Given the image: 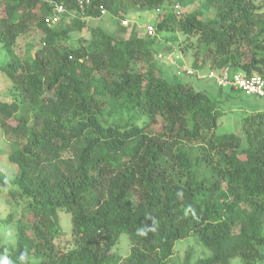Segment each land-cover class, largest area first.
Instances as JSON below:
<instances>
[{"label":"trees","instance_id":"16d2710c","mask_svg":"<svg viewBox=\"0 0 264 264\" xmlns=\"http://www.w3.org/2000/svg\"><path fill=\"white\" fill-rule=\"evenodd\" d=\"M79 1L0 0V45L10 55L0 72L11 86L10 100L0 101V136L15 168L13 175L0 172V193L13 191L9 196L22 203L15 244L0 239V264H170L175 243L191 234L209 256L190 263L188 250L182 264H263L264 111L242 120L243 139L206 134L220 112L204 92L163 77L154 36L129 30L116 39L95 28L87 46L62 44L71 30L61 19L73 18L72 31L85 27ZM88 1L86 18L100 17L102 8L119 23L167 2L198 3L181 18H162L155 31L197 35L195 71L264 74V0ZM55 6L63 12L50 28ZM32 29L44 47L21 61L10 49ZM104 113L130 117L104 124ZM156 116L164 124L151 132ZM181 146L205 151L215 181L197 178L199 158L193 165ZM60 213L70 217L62 248ZM13 220L9 214L0 223ZM121 235L131 246L124 257L114 249Z\"/></svg>","mask_w":264,"mask_h":264},{"label":"rangeland","instance_id":"374dc122","mask_svg":"<svg viewBox=\"0 0 264 264\" xmlns=\"http://www.w3.org/2000/svg\"><path fill=\"white\" fill-rule=\"evenodd\" d=\"M198 3H195L186 8L172 7V3L167 2L164 7L158 10L150 12H134L125 16V23H119V21L106 15L101 19L86 18L83 17L81 21L85 27L81 31H72L70 27L71 20L73 18L61 19L63 26L69 28L68 33L69 43H62L64 46L69 44L73 49H78L82 46H87L91 40H96L97 30L113 35L116 39L124 38L125 33L135 32L141 34L144 38L145 30L147 27H151L154 31L151 37H155L153 44V58L154 64L161 70L163 77L171 82H181L183 84L190 85L194 90L204 92L211 102L215 103L216 109L220 112V115L216 119V126L206 132L208 135H226L235 134L240 138L242 120L249 118L256 112L264 111V100L255 96H245L244 94L234 91L230 88H218L210 80L197 81L189 76L178 75L177 68L190 67L193 61V54L195 48L198 46V36H187L179 31L174 32H156L155 24L162 18H166L170 14L181 18L186 14H190L197 10ZM214 12H206L205 18H212ZM50 28L54 27V24L48 22ZM132 27V29L130 28ZM92 29V31H90ZM130 30V31H129ZM94 34V35H93ZM150 37V39H151ZM148 39L147 41H149ZM43 40L41 39L40 32L37 29H32L27 34L19 36L15 44L10 49L17 59L24 61L34 55L36 49L44 47ZM186 46H188L186 48ZM190 46V47H189ZM10 61V55L7 49L0 45V66ZM209 72L208 69L202 71L203 74ZM10 83L0 72V101L7 102L10 100ZM128 113L119 114L117 116H107L104 113L101 120L104 124L118 123L121 124L129 118ZM11 125L15 124L14 121H10ZM143 124L142 122L136 123L137 125ZM164 124L162 118L156 116L154 121L148 126L149 131H157ZM181 150L186 151L189 155V159L192 164L195 165L196 159L198 164L194 168L198 179H205L212 183L216 179V172L213 168L211 161L204 160L201 156L205 154V151L198 146H181ZM8 151L7 140L0 136V172L7 175H13L15 168L11 166L6 157ZM13 191L2 190L0 193V220L5 219L9 214L14 215L12 223L4 225L0 223V239L3 243L13 246L16 240V225L15 220L21 216L22 203L19 198H11L9 196ZM133 201L137 200L136 193L131 194ZM16 207V209H13ZM242 210H247V207L243 206ZM59 225L64 235L59 238V247L62 248L67 244L70 239V217L64 213L58 215ZM58 241V240H57ZM56 241V242H57ZM117 254L124 257L130 249V243L127 235H121L117 245L114 247ZM188 250L191 251L190 263L196 262L198 259L206 258L209 256V252L199 242L196 236L191 234L187 239L175 243L173 248V255L170 259V264H182V261L187 254ZM230 264H243L239 260H235ZM264 264V263H263Z\"/></svg>","mask_w":264,"mask_h":264},{"label":"built area","instance_id":"2783aa9c","mask_svg":"<svg viewBox=\"0 0 264 264\" xmlns=\"http://www.w3.org/2000/svg\"><path fill=\"white\" fill-rule=\"evenodd\" d=\"M89 6L88 0H81L78 2L82 19L84 16L85 9ZM63 12L61 6L54 7V16L49 19V23L55 24L59 18L58 15ZM100 16L105 15V11L99 8ZM123 24L125 21L122 22ZM154 33L151 27L146 28L147 36H152ZM177 68L178 75L185 76H196L198 80H210L218 88H230L234 91H238L245 96H255L264 100V74L263 75H246L243 72H229L226 69L222 70H209L206 74L195 71L191 67H179Z\"/></svg>","mask_w":264,"mask_h":264},{"label":"clouds","instance_id":"9594fccd","mask_svg":"<svg viewBox=\"0 0 264 264\" xmlns=\"http://www.w3.org/2000/svg\"><path fill=\"white\" fill-rule=\"evenodd\" d=\"M102 17H104V15H103ZM102 17L100 16V17H98V18H96V19H101ZM121 23H122V22H121ZM145 32H146V30H145ZM5 264H7V262H5Z\"/></svg>","mask_w":264,"mask_h":264}]
</instances>
